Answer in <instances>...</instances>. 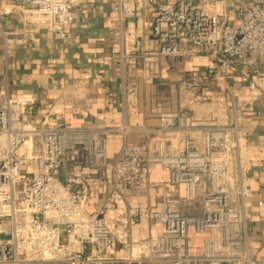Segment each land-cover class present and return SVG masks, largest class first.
I'll use <instances>...</instances> for the list:
<instances>
[{
  "label": "built area",
  "instance_id": "1",
  "mask_svg": "<svg viewBox=\"0 0 264 264\" xmlns=\"http://www.w3.org/2000/svg\"><path fill=\"white\" fill-rule=\"evenodd\" d=\"M73 4L0 0V18L17 9L26 26L62 38L73 21ZM150 7L155 17L145 19L142 28L154 37L157 58L186 52L206 55V75L219 74L228 82L238 73L260 100L254 116L264 115V90L258 84L263 76L264 0H114L110 9L121 23ZM110 34L120 37L119 31ZM206 83L186 73L180 100L224 105L222 96L199 92ZM35 103L30 93L0 99V264H262L244 249L252 189L243 155L244 115L232 100L227 121L219 122L215 115L208 124L190 123L182 129L187 138L181 146L171 145L177 137L167 134L148 139L145 153L136 144L121 145L110 166L112 186L121 195V186L139 191L143 168L150 163H158L173 186V192L163 194L162 209L150 215L163 225V232L137 244L127 240L124 255L112 253L105 206L87 209L92 179L83 174L94 171L105 182L101 178L107 165L106 137L124 134V128L36 122L26 114ZM169 117L160 116V122L166 124ZM166 130L162 126L157 133ZM191 210L198 214L187 213ZM189 227L204 237L200 256L189 254Z\"/></svg>",
  "mask_w": 264,
  "mask_h": 264
},
{
  "label": "crops",
  "instance_id": "2",
  "mask_svg": "<svg viewBox=\"0 0 264 264\" xmlns=\"http://www.w3.org/2000/svg\"><path fill=\"white\" fill-rule=\"evenodd\" d=\"M73 3V21L62 38L26 26L19 20L17 9L0 18V99L5 95L34 94L36 103L26 114L36 122L59 121L74 128H124V134L114 132L106 137L107 165L101 178L105 182L99 181L94 171L83 172L92 179L87 209L98 211L105 206L104 223L114 239L112 253L124 255L122 245L127 240L137 244L159 236L163 225L150 215L162 209L163 194L173 192L168 174L158 163L143 168L138 192L123 186L122 195L116 191L110 180V166L121 145L133 143L145 153L148 139L167 134L177 137L171 139V145L181 146L187 138L182 129L190 123L208 124L215 115L217 121H227L232 100L244 115L241 123L247 132L243 155L252 189L244 249L253 261L264 264V115L254 116L260 107L257 92L250 91L238 73L228 82L219 74L208 77L210 61L204 54L186 52L157 58L156 41L142 28L145 19L155 17L154 7L120 23L110 9L114 0ZM229 18L228 23H232ZM112 30L119 31L120 37L114 38ZM260 65L263 76L258 84L264 90V59ZM188 72L206 79L199 92L208 97L222 96L224 105L180 100ZM166 114L170 117L162 124L160 116ZM162 126L167 130L158 134ZM187 213L198 214L193 210ZM203 240L202 234L189 227L190 255L202 254Z\"/></svg>",
  "mask_w": 264,
  "mask_h": 264
}]
</instances>
